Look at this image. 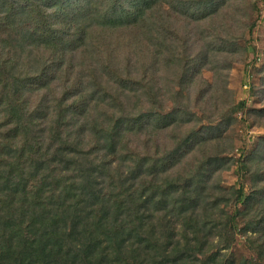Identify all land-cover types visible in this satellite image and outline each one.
<instances>
[{
    "label": "trees",
    "instance_id": "trees-1",
    "mask_svg": "<svg viewBox=\"0 0 264 264\" xmlns=\"http://www.w3.org/2000/svg\"><path fill=\"white\" fill-rule=\"evenodd\" d=\"M246 4L0 0V264H205L237 213L257 256L225 264H264V136L241 210L216 217L210 184L245 105L227 80Z\"/></svg>",
    "mask_w": 264,
    "mask_h": 264
},
{
    "label": "rangeland",
    "instance_id": "rangeland-1",
    "mask_svg": "<svg viewBox=\"0 0 264 264\" xmlns=\"http://www.w3.org/2000/svg\"><path fill=\"white\" fill-rule=\"evenodd\" d=\"M246 1L247 14L244 22L247 26L251 25L250 30L247 27L244 29L247 49L242 58H239L230 66L227 80L228 86L234 92L235 100H244L245 105L235 113V120L226 130V134L232 142L227 151L220 153L221 156L225 157L217 160L218 169L210 179L211 185L218 184L226 190L224 192V190H219L216 187L213 193L220 195H212L215 198L220 197L218 199L220 208H217L215 214L218 213L216 217L221 218L223 221L226 220L227 214L235 212V208L241 210L244 206L242 202H235L233 199L239 188H242L245 194L250 192L249 185L254 181L253 172L256 171V168L244 167V160L258 147V142L264 136V118H255V115L250 112V109L264 105L263 90L261 88V84L264 82V69H260L264 64V0ZM201 72L208 80L213 77L212 71L208 68H202ZM102 80L107 83L104 78ZM143 91H145L144 96L147 99L151 98L147 85L143 87ZM193 110L197 114L202 113L198 107H193ZM166 131L167 129L163 130L161 135L165 136ZM92 160L95 161V164L91 173L96 174L95 180H97L98 186L104 185L106 174L101 171L103 165L95 158ZM179 220L176 225L177 233L182 232L181 224L184 223L182 219ZM235 220L238 230L229 246L225 245L227 244L226 239H222L224 233L220 230V226L212 227L216 245L214 249L217 250V254L215 256L205 255V264H212L214 261L225 264V258L230 253L236 261H239L243 256H257L256 249L249 245L246 234L241 232V226L244 224L243 214L237 213ZM214 221L216 220H209L208 226ZM190 230L192 229L190 228Z\"/></svg>",
    "mask_w": 264,
    "mask_h": 264
}]
</instances>
